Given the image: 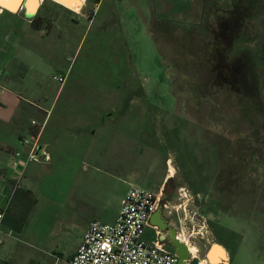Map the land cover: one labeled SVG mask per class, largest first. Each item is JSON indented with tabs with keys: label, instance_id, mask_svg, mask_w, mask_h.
Listing matches in <instances>:
<instances>
[{
	"label": "rangeland",
	"instance_id": "374dc122",
	"mask_svg": "<svg viewBox=\"0 0 264 264\" xmlns=\"http://www.w3.org/2000/svg\"><path fill=\"white\" fill-rule=\"evenodd\" d=\"M63 7L46 1L40 30L33 18L27 25L0 17L19 33L45 37L34 41L39 55L32 57L45 95L39 104L50 109L57 95V113L68 101L71 112L91 103L93 112L124 111L122 131L140 142L141 155L125 158V168L110 152L111 173L124 179L128 169L141 170L145 189L158 192L173 168L163 189L174 229L204 220L206 243L223 244L230 264H264V0H76V10ZM121 94L125 103L117 104ZM33 122L22 141L35 132L40 145L45 123ZM11 139L0 144L21 145ZM84 176L75 193L91 202L94 181ZM121 178H110L111 198L126 190ZM69 215L65 209L45 233L46 247L11 245L10 262L33 264L29 252L57 245L69 264L85 228L78 216L66 223Z\"/></svg>",
	"mask_w": 264,
	"mask_h": 264
},
{
	"label": "crops",
	"instance_id": "0c3cea01",
	"mask_svg": "<svg viewBox=\"0 0 264 264\" xmlns=\"http://www.w3.org/2000/svg\"><path fill=\"white\" fill-rule=\"evenodd\" d=\"M45 1L38 0L39 7L33 17L29 15L30 0H19L15 11L0 5V17L8 13L16 17V23L28 25ZM43 38L45 37L29 31L19 33L9 21L0 22V138L12 144L14 141L11 137H14L15 141L21 144L14 150L12 146L0 144V206L6 209L3 230L8 235L7 242L0 246V264H12L9 260L11 245L21 243L29 249L46 247L45 233L52 232L59 226L65 209L70 210L66 223H73L77 216L85 223L83 234L87 231L90 221L114 223L129 189L143 188L142 184L145 183L141 181V178L146 177L141 170L128 169L124 179L110 170L114 156H117L116 161L127 168L125 158L130 159L136 153L141 155L140 142L127 137L122 131L124 111L93 112L91 103V107L86 106L82 107L81 111L71 112L73 102L68 101L64 103L66 107L57 113V95L50 109L39 104L45 95L38 83V60L36 58L35 61L32 57L39 55L38 42L36 44L34 41ZM20 40H26L25 48L17 47ZM125 97L121 94L117 104L121 101L124 104ZM115 115H120L121 118H117L121 120L115 121ZM27 117H31L33 121L41 117L44 121L39 148L49 154V161L41 155L39 161L30 160L31 147L22 141V138L32 135L33 121L28 122ZM33 134L38 136L39 133ZM110 152L115 155L110 156ZM41 153L39 151V154ZM61 167L69 168L65 178L59 176L58 169ZM173 171V168H169L157 191H164V185L174 176ZM81 172L82 175L85 174V180L94 181L92 190L95 191L91 202L82 198L83 193H75ZM93 174L97 176L90 179ZM112 177L121 178L124 184H127L126 190L116 199L110 195L109 182ZM63 183L66 185V191L62 190ZM26 215H29L28 224L17 233L13 227L20 225ZM176 223L174 215L166 208H160L150 219L145 239L149 242L156 240L159 230L162 233L160 239L165 242L166 248L177 254V249L170 240V233ZM190 231V222L184 223L181 233L186 239L189 238ZM181 233L177 231V237ZM211 245L212 243H207V252ZM221 245L230 264L227 249ZM78 248L69 256V264ZM186 248L189 251L187 245ZM29 254L35 259L33 264H65L64 257L57 253V245L53 249Z\"/></svg>",
	"mask_w": 264,
	"mask_h": 264
},
{
	"label": "built area",
	"instance_id": "2783aa9c",
	"mask_svg": "<svg viewBox=\"0 0 264 264\" xmlns=\"http://www.w3.org/2000/svg\"><path fill=\"white\" fill-rule=\"evenodd\" d=\"M58 81L65 84L66 77L60 76ZM33 125H36V122H33ZM23 143L31 147L30 160L39 161V155L46 161L50 160L48 153L39 154L37 136L24 139ZM160 208H167L163 190L153 192L131 187L114 223L98 220L89 223L70 264H180L179 256L170 252L165 242L160 239L162 233L159 230L156 240L149 242L145 239L150 219ZM5 215L6 209L0 206V246L8 240V235L3 230ZM190 225L188 239L182 234L178 235L179 241L189 248V259L186 264H211L206 253L208 248L205 241L208 235L206 221L198 224L193 221Z\"/></svg>",
	"mask_w": 264,
	"mask_h": 264
},
{
	"label": "water",
	"instance_id": "95a60500",
	"mask_svg": "<svg viewBox=\"0 0 264 264\" xmlns=\"http://www.w3.org/2000/svg\"><path fill=\"white\" fill-rule=\"evenodd\" d=\"M64 2L67 0H53ZM19 1L11 2L6 4L0 0V5L7 6L9 9L16 10L18 7ZM29 15L34 16L38 10L39 3L38 0H30L29 4ZM40 153L42 152V148L39 149ZM176 230L173 229L170 233L171 244L177 249V255L180 258V264H186V261L189 259V251L186 248V245L179 241ZM207 257L210 260L211 264H225L227 258V253L221 244H213L210 246L209 251L207 252Z\"/></svg>",
	"mask_w": 264,
	"mask_h": 264
},
{
	"label": "trees",
	"instance_id": "16d2710c",
	"mask_svg": "<svg viewBox=\"0 0 264 264\" xmlns=\"http://www.w3.org/2000/svg\"><path fill=\"white\" fill-rule=\"evenodd\" d=\"M47 2H53L55 3L54 1L52 0H46ZM45 1V2H46ZM57 4V3H55ZM58 6L60 7H63L59 4H57ZM44 6H45V3L42 5V7L40 8L38 14L33 18L32 20V27L35 28L36 30H40V26L38 25V23L42 20V10H44ZM64 8V7H63ZM28 195H30L29 193H27ZM28 221H29V215H26L24 217V219L20 222V225H17V226H14L13 228L16 230L17 233H20L22 231V229L28 224Z\"/></svg>",
	"mask_w": 264,
	"mask_h": 264
},
{
	"label": "bare ground",
	"instance_id": "6f19581e",
	"mask_svg": "<svg viewBox=\"0 0 264 264\" xmlns=\"http://www.w3.org/2000/svg\"><path fill=\"white\" fill-rule=\"evenodd\" d=\"M2 2L6 3V4H9L11 2H17L19 0H1ZM57 3L69 8V9H74L75 8V4H76V0H67V1H64V2H60V1H57ZM15 11V10H13ZM225 264H228V261L226 260V263Z\"/></svg>",
	"mask_w": 264,
	"mask_h": 264
}]
</instances>
